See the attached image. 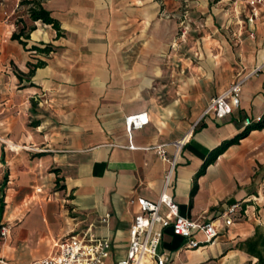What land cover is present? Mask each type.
<instances>
[{
	"label": "crops",
	"instance_id": "1",
	"mask_svg": "<svg viewBox=\"0 0 264 264\" xmlns=\"http://www.w3.org/2000/svg\"><path fill=\"white\" fill-rule=\"evenodd\" d=\"M181 1L40 0L56 27L33 20L21 0H0V228L10 226L0 259L29 264L57 239L91 230L110 239L106 264H118L139 209L131 200H157L172 167L169 192L184 216L214 220L240 205L212 243L188 247L166 228V264H264V126L220 148L246 118L264 117V6L253 22L239 0L230 16L219 10L244 65L259 70L231 114H203L177 148L181 105L165 93ZM21 18L32 27L25 44L13 36ZM142 112L148 122L129 130L126 117Z\"/></svg>",
	"mask_w": 264,
	"mask_h": 264
},
{
	"label": "built area",
	"instance_id": "2",
	"mask_svg": "<svg viewBox=\"0 0 264 264\" xmlns=\"http://www.w3.org/2000/svg\"><path fill=\"white\" fill-rule=\"evenodd\" d=\"M252 6V13L248 17L253 22L260 14L259 4L264 6V0H239ZM259 67L237 79L220 94L213 97L204 114H214L223 117L231 114L240 105L241 93L245 81L250 75L257 72ZM260 119V118H259ZM148 122L147 113H136L126 117L129 130L141 128ZM246 124L252 120L246 118ZM186 138L175 141L177 148H181ZM160 155L165 156L166 150L163 145L158 146ZM172 167L166 174L162 193L157 200H151L144 196L132 199L139 206L138 212L130 227V246L127 255L118 261V264H166L167 253L163 248L164 231L171 227L174 234L182 236L187 241L188 247H198L202 243H212L220 234L221 224L230 225L234 221V215L239 203L232 204L218 218L214 220H196L180 213L179 205L169 192L172 187ZM167 210L164 211L163 207ZM10 229L8 224L0 228L2 237H6ZM202 233L204 240L198 238ZM110 239L97 236L91 230L72 234L65 238L57 239L53 243V251L42 258L33 260L29 264H106L110 255ZM3 264L10 262L0 259Z\"/></svg>",
	"mask_w": 264,
	"mask_h": 264
},
{
	"label": "rangeland",
	"instance_id": "3",
	"mask_svg": "<svg viewBox=\"0 0 264 264\" xmlns=\"http://www.w3.org/2000/svg\"><path fill=\"white\" fill-rule=\"evenodd\" d=\"M232 1L221 4L210 0L209 4L200 6L193 0H183L173 15L178 28L172 38L174 52L169 56L170 77L166 82L165 101L179 99L182 129L178 140L187 138L194 125L202 123L208 102L218 95L220 87L254 69L244 65L239 34L231 26L225 27L220 16V9L228 11L230 16ZM213 46L215 49L211 51Z\"/></svg>",
	"mask_w": 264,
	"mask_h": 264
},
{
	"label": "trees",
	"instance_id": "4",
	"mask_svg": "<svg viewBox=\"0 0 264 264\" xmlns=\"http://www.w3.org/2000/svg\"><path fill=\"white\" fill-rule=\"evenodd\" d=\"M21 4L29 5L30 17L33 20L42 19L46 22L52 23L56 27L59 26L57 20L52 18L50 16L49 12L45 8H43V6L40 4V0H21ZM19 21H21L23 26L20 28V30L18 32L14 33L13 36L17 39H20V41L25 44L26 41L24 40V38L29 37V31L32 29V27L30 26L29 30H27V25H26L25 21L22 18L19 19ZM263 126H264V117H261L259 122L255 123V124H253V123L249 124L247 129L245 131H243L242 133H240L237 137L224 141L223 144L220 146V148H225L226 146H228L232 143L238 142L239 139L241 137H243L244 135H246L251 129L262 128Z\"/></svg>",
	"mask_w": 264,
	"mask_h": 264
}]
</instances>
